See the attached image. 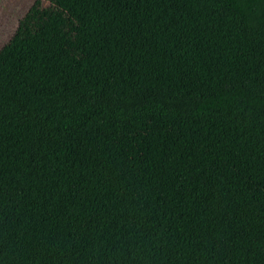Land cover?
<instances>
[{
    "label": "trees",
    "instance_id": "16d2710c",
    "mask_svg": "<svg viewBox=\"0 0 264 264\" xmlns=\"http://www.w3.org/2000/svg\"><path fill=\"white\" fill-rule=\"evenodd\" d=\"M8 62L0 264H264V0H56Z\"/></svg>",
    "mask_w": 264,
    "mask_h": 264
},
{
    "label": "rangeland",
    "instance_id": "374dc122",
    "mask_svg": "<svg viewBox=\"0 0 264 264\" xmlns=\"http://www.w3.org/2000/svg\"><path fill=\"white\" fill-rule=\"evenodd\" d=\"M55 9L56 0H0V90L11 76L12 53L29 42Z\"/></svg>",
    "mask_w": 264,
    "mask_h": 264
}]
</instances>
